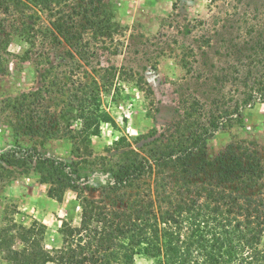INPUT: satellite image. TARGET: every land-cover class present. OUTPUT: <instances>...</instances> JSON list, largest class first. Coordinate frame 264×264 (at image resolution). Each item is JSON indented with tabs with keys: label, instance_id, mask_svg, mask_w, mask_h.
Wrapping results in <instances>:
<instances>
[{
	"label": "trees",
	"instance_id": "16d2710c",
	"mask_svg": "<svg viewBox=\"0 0 264 264\" xmlns=\"http://www.w3.org/2000/svg\"><path fill=\"white\" fill-rule=\"evenodd\" d=\"M32 6L52 13L48 32L56 42L81 53L90 48V39L114 40L120 33L114 6L104 0H0V13L22 16ZM6 21L0 18L2 74L11 42ZM23 24L35 31L29 22ZM259 63L261 79L242 104L230 109L221 99L214 98L210 106L195 97L182 100L181 118L159 136L153 130L150 136L155 137L141 151L128 142L122 145L126 139L121 138L116 154L101 156L106 174L101 182L103 197L79 195L81 222H63L61 247L48 250L42 244L44 223L1 228L2 260L7 264H136V256L141 255L155 264H264V165L259 151L242 141L213 159L207 156L208 140L216 131L234 124L246 126V107L264 103V58ZM52 71L48 69V75ZM116 72L111 66L104 69L100 82L67 88V103L77 110V127L37 111L42 89L8 98L7 106L21 117L18 127L26 135L66 139L73 156L91 157L93 137L101 134L102 122L112 121L102 108L101 92L112 86ZM58 79L56 74L45 90L67 85ZM61 92L66 94L65 86ZM142 139L145 136L134 138L137 143ZM3 160L25 167L26 173H37L49 184L48 195L57 201L69 188L81 192L79 171L72 169L81 162L71 165L38 150L25 156L6 155ZM0 169L5 170L4 165ZM153 176L152 186L148 178Z\"/></svg>",
	"mask_w": 264,
	"mask_h": 264
},
{
	"label": "rangeland",
	"instance_id": "374dc122",
	"mask_svg": "<svg viewBox=\"0 0 264 264\" xmlns=\"http://www.w3.org/2000/svg\"><path fill=\"white\" fill-rule=\"evenodd\" d=\"M104 1L114 6L120 33L114 40L90 39V48L82 53L51 37L48 29L54 16L45 9L32 6L22 16L0 13L11 32L7 69L5 74L0 72V164L5 167L0 169V229L44 223L47 228L41 242L48 250L62 246L64 221L80 224V194L103 197L101 182L106 174L99 158L116 154L121 138L126 139L122 145L128 142L141 151L155 137L150 136L153 130L159 136L181 118L182 100L195 97L210 106L214 98L221 99L231 109L244 102L263 72L259 59L264 58V0ZM24 21L35 26V31L25 27ZM111 66L117 72L112 86L102 89L101 101L112 121L102 122L101 134L93 137L91 157L73 156L66 139L26 135L18 127L21 117L7 106L8 98L42 89L37 111L77 127V110L67 103V88L100 82L104 69ZM50 68L53 73L48 75ZM56 74L67 85L46 91ZM246 108V126L234 124L216 131L207 143L208 158L243 141L259 151L264 165V103ZM140 135L145 139L135 142ZM35 150L71 165L81 162L72 167L79 171L81 192L69 188L63 200L57 201L48 195L49 184L37 173H26L25 167L3 160L6 155L25 156ZM148 179L153 186L154 176ZM135 262L155 264L141 255ZM0 264H7L1 253Z\"/></svg>",
	"mask_w": 264,
	"mask_h": 264
}]
</instances>
